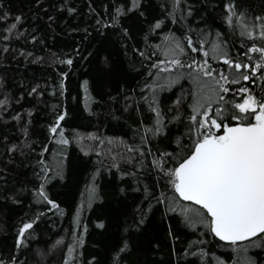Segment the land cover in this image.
I'll return each mask as SVG.
<instances>
[{
    "label": "trees",
    "instance_id": "trees-1",
    "mask_svg": "<svg viewBox=\"0 0 264 264\" xmlns=\"http://www.w3.org/2000/svg\"><path fill=\"white\" fill-rule=\"evenodd\" d=\"M114 2L0 0V13H8L7 19H0V100H8L7 111L0 112V259L14 255L19 264H65L71 244L75 250L68 256L69 264L73 258L76 264H111L113 244L120 236L129 244L128 264H215L217 257L229 259L230 247L211 233L190 235L193 229L186 226L178 211L167 212L166 205L155 200L149 207L143 186L152 184L154 174L148 170L152 156L134 154L132 160L128 158L129 146L140 147L134 136V121L147 111L139 94L147 80L148 62L134 51L136 46L144 47L136 42L141 40L145 18L129 15L122 21L124 27L131 26L134 37L126 40L119 26L105 23L110 9L104 5ZM161 2L144 0L148 19ZM189 2L199 10L204 28L213 36L216 30L231 35V29L223 24L224 0ZM242 3L256 14L264 8V0ZM69 7L76 12L67 11ZM17 16L20 21L15 20ZM99 17L105 19L97 24ZM12 23L17 27L9 32ZM230 46L240 47L234 40ZM69 57L71 65L67 63ZM213 66L223 64L214 62ZM262 84L264 81L256 78L255 84L241 81L234 87L248 86L261 94ZM180 85L187 93L191 81L182 79ZM33 88L37 91L32 92ZM180 92L181 87L176 85L161 90L158 95L162 106L170 107ZM125 98L134 102L127 109ZM60 112L66 113L60 124L70 140L68 145L58 144L48 132V125ZM168 128L173 138L184 131L177 122ZM12 144L18 147L9 152ZM156 147H162L158 138L153 141V151ZM41 148H46L43 159L53 169L60 160L64 165L62 175L49 173L52 178L45 186L59 204V209L47 205L50 211L44 210L46 202L34 198L32 191L39 186L34 173L40 171ZM62 149L66 156H60ZM134 162L142 168L133 167ZM114 163L119 167H113ZM142 170L144 176L139 175ZM93 189L95 195L89 200ZM161 191L164 189L158 186L153 196L158 197ZM137 204L146 214L144 225L124 232L125 221L131 222ZM40 213V219L26 231V242L17 249L15 238L22 222ZM75 237H81L82 243H74ZM193 242L207 252L204 261L185 252ZM248 254L264 260V247H250Z\"/></svg>",
    "mask_w": 264,
    "mask_h": 264
},
{
    "label": "snow or ice",
    "instance_id": "snow-or-ice-1",
    "mask_svg": "<svg viewBox=\"0 0 264 264\" xmlns=\"http://www.w3.org/2000/svg\"><path fill=\"white\" fill-rule=\"evenodd\" d=\"M104 7L110 9L106 25L119 26L126 40L134 37L131 26L124 27L122 21L129 15L145 18L140 29L141 40L136 42L144 47L136 46L134 51L148 62L147 80L139 94L147 111L134 121V136L138 137L140 147L129 146L128 158L132 160L134 154L152 156L148 166L154 174L152 184L143 186L149 207L152 200L164 204L167 212L180 213L186 226L193 229L190 235L211 233L227 242L225 246L232 249L230 258L217 257L215 264H264V260L248 254L250 247H264V92L256 94L248 86L234 87L241 81L252 84L256 83V78L264 81V8L256 14L245 7L242 0H224L223 24L231 29V35L216 30L213 36L204 28L203 17L189 0H162L150 19L144 0H115ZM90 10L96 11L95 8ZM67 11L75 13L76 9L69 7ZM7 16L6 12L0 13V19H7ZM101 19L105 17H99L97 24ZM15 20L20 21L21 17ZM170 25L178 27L174 29ZM16 27V23H12L7 31ZM233 40L239 48L230 46ZM214 62H222L223 66L214 67ZM67 63L72 64L71 57L67 58ZM60 75L64 77L65 73ZM185 78L191 81L187 93L180 85ZM173 85L181 87V92L171 100V106L165 108L158 93ZM60 86L63 89V80ZM261 87L264 88V84ZM133 103L125 98L126 109ZM7 104V98L0 100V112L7 111ZM65 115L60 112L55 122L48 125L49 134L60 145L70 143L60 124ZM174 122L180 123L184 131L173 138L168 125ZM24 135H28L26 129ZM157 138L162 147L153 151V141ZM17 147L12 144L8 151ZM45 151L46 148H41L40 171L34 173L39 186L32 191L34 198L46 202L44 210L50 211L47 205L59 209V204L48 195L45 186L52 178L49 173L62 175L64 165L60 160L53 169L43 159ZM66 155L62 149L60 156ZM113 167L118 168L119 164L114 163ZM133 167L142 168L138 162H134ZM122 175L133 173L123 172ZM139 175L144 176L143 170ZM158 186L164 191L154 197ZM166 192L169 194L165 195ZM94 195L93 189L89 200ZM79 211L78 208L77 214ZM42 214L22 222L15 238L17 249L26 242V231L33 228ZM145 215L142 206L137 204L131 222L125 221L123 231L142 228ZM100 226H104L102 222ZM74 243H82L81 237H75ZM197 243H190L185 252L204 261L208 254ZM67 247L65 264H69L68 256L75 250L71 244ZM193 247L195 252L191 251ZM128 248V241L123 236L118 237L113 244L111 264H128ZM91 259L96 260L95 257ZM0 264H19V260L12 255L0 259ZM71 264H76L75 258Z\"/></svg>",
    "mask_w": 264,
    "mask_h": 264
},
{
    "label": "water",
    "instance_id": "water-1",
    "mask_svg": "<svg viewBox=\"0 0 264 264\" xmlns=\"http://www.w3.org/2000/svg\"><path fill=\"white\" fill-rule=\"evenodd\" d=\"M184 203H189V204H191L192 202H184ZM215 237V236H214ZM217 240H219V238L218 237H215ZM220 241V240H219ZM222 243H224V244H226L227 242H224V241H221Z\"/></svg>",
    "mask_w": 264,
    "mask_h": 264
}]
</instances>
